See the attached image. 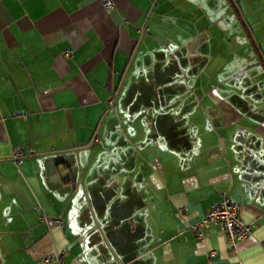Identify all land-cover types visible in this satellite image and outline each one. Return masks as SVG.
I'll list each match as a JSON object with an SVG mask.
<instances>
[{"label":"crops","instance_id":"1","mask_svg":"<svg viewBox=\"0 0 264 264\" xmlns=\"http://www.w3.org/2000/svg\"><path fill=\"white\" fill-rule=\"evenodd\" d=\"M223 199L236 251L191 229ZM54 255L264 264V61L230 0H0V264Z\"/></svg>","mask_w":264,"mask_h":264},{"label":"built area","instance_id":"2","mask_svg":"<svg viewBox=\"0 0 264 264\" xmlns=\"http://www.w3.org/2000/svg\"><path fill=\"white\" fill-rule=\"evenodd\" d=\"M106 6L108 9L112 8L110 2H107ZM71 54V51H67L64 53V57H69ZM22 156L23 154L20 150H15L13 152V160L17 164L21 162ZM241 211L242 207L239 203L232 202L229 199H223L212 205L205 217L198 224L192 226L191 229L198 239H203L204 232H206L212 225H219L225 230L231 249L236 251L238 244L244 241L252 233V225L242 219ZM43 220L49 227L61 223L59 219L55 218H43ZM211 254L214 256L216 252L213 251ZM42 263L65 264L63 256L60 255L49 256L45 258Z\"/></svg>","mask_w":264,"mask_h":264},{"label":"water","instance_id":"3","mask_svg":"<svg viewBox=\"0 0 264 264\" xmlns=\"http://www.w3.org/2000/svg\"><path fill=\"white\" fill-rule=\"evenodd\" d=\"M230 1H231L232 4L236 7V10L238 11V14H239V16H240V18H241V20H242V22H243V25L246 27V29H247L249 35L251 36L253 42L255 43V45H256V47H257V49H258V52L260 53V56H261L262 60L264 61V57H263V55L261 54V51H260L259 46H258V44H257V41L255 40L254 35H253V32H252L250 26L248 25V23L246 22V20H245V18H244V16H243V13H242V11H241V9L236 5L235 0H230Z\"/></svg>","mask_w":264,"mask_h":264},{"label":"rangeland","instance_id":"4","mask_svg":"<svg viewBox=\"0 0 264 264\" xmlns=\"http://www.w3.org/2000/svg\"><path fill=\"white\" fill-rule=\"evenodd\" d=\"M255 1V2H254ZM252 5H254L255 7H258L259 5H264V0H253V4ZM193 16H196V14H192ZM197 17V16H196ZM245 20L248 22H250V23H252V21H254L250 16H248V15H246L245 16ZM221 20H223V22H224V24L225 25H228V20H226V19H221ZM254 26V25H253ZM252 28H254V27H252Z\"/></svg>","mask_w":264,"mask_h":264}]
</instances>
